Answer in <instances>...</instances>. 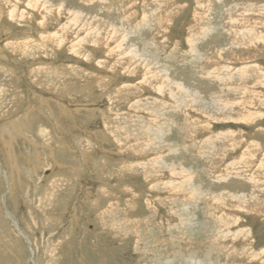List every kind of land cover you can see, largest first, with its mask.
I'll list each match as a JSON object with an SVG mask.
<instances>
[{
    "label": "rangeland",
    "instance_id": "rangeland-1",
    "mask_svg": "<svg viewBox=\"0 0 264 264\" xmlns=\"http://www.w3.org/2000/svg\"><path fill=\"white\" fill-rule=\"evenodd\" d=\"M252 4L264 0H0V264H264L260 206L213 198L264 201Z\"/></svg>",
    "mask_w": 264,
    "mask_h": 264
},
{
    "label": "bare ground",
    "instance_id": "bare-ground-1",
    "mask_svg": "<svg viewBox=\"0 0 264 264\" xmlns=\"http://www.w3.org/2000/svg\"><path fill=\"white\" fill-rule=\"evenodd\" d=\"M46 2H44V4H45ZM43 4V5H44ZM47 4V3H46ZM244 4V3H243ZM246 9H247V11H249V10H257V11H261V12H263L264 13V4L263 5H248L247 7H246V5H243ZM44 7V6H43ZM241 7V6H240ZM50 12V11H49ZM256 12V11H255ZM205 16V15H204ZM213 19V18H212ZM79 20V19H78ZM232 20V19H231ZM208 25H212V24H208ZM130 26V25H129ZM67 27V26H66ZM68 28V27H67ZM113 29L114 28V30H115V25L113 26H110V29ZM204 29H202V31H201V35L199 36V34H197L196 36H198V37H206V34L207 35H211L213 32H214V30H213V25L211 26V27H209V26H207L206 28L205 27H203ZM130 30V29H129ZM135 30V29H134ZM116 31V30H115ZM123 31V30H122ZM131 31V30H130ZM118 33H121V39L122 40H125L126 38H125V35L120 31H117ZM129 32V31H128ZM113 33H114V31H113ZM251 33V32H250ZM252 34V33H251ZM113 35V34H112ZM254 35H256V34H254ZM249 36V35H248ZM50 37V36H49ZM232 38V37H231ZM258 38V37H257ZM263 39V38H262ZM121 44H123V41H122V43ZM125 44V43H124ZM130 44V43H129ZM128 44V45H129ZM134 45V44H133ZM140 46V45H139ZM127 47H125V48H123V47H119L118 49L119 50H121V51H123V53L124 54H129L130 56H131V54H133L134 55V57L136 56V55H138L139 56V58L140 59H147V57L146 58H144V56H142V54H140V52L138 53L137 52V50H135V48L133 47V46H130V47H128L127 49H126ZM140 49V48H139ZM146 49V48H145ZM144 53V52H143ZM146 53V52H145ZM147 55V54H146ZM150 55V54H149ZM148 56V55H147ZM144 67H146V69L147 68H149L150 69V73H151V65L150 64H145V65H143ZM152 69H154V67H152ZM242 73V72H241ZM165 74H167V73H165ZM154 75L156 76V72H154ZM168 75V74H167ZM246 75V74H245ZM244 75V76H245ZM252 75V74H251ZM147 76V78H153V76L152 75H150V76H148V75H146ZM255 81V80H254ZM260 81V80H259ZM178 84L179 85H181L179 88H183L184 90H186L185 89V86H183L182 85V82H179L178 81ZM178 84H177V86H178ZM241 84V83H240ZM239 84V85H240ZM258 86L260 85V82L259 83H256ZM245 85V84H244ZM254 85H255V83H254ZM176 86V87H177ZM172 88V87H171ZM176 88L174 87V90H175ZM169 96V95H168ZM201 96V95H200ZM264 99V98H263ZM201 101H203V100H200V101H198V99L197 100H195V101H192L193 103H195V104H201L204 108H206V106H207V103L206 102H201ZM242 101V100H241ZM241 101H239V102H241ZM238 102V103H239ZM228 103V102H227ZM186 104V103H185ZM243 104V103H242ZM232 105H234V104H232ZM236 105H237V103H236ZM239 105H240V103H239ZM186 106V105H185ZM217 106V105H216ZM246 106V105H245ZM245 106H243V107H245ZM240 107H242V106H240ZM242 107V108H243ZM159 108V107H158ZM162 108V107H161ZM160 108V109H161ZM223 107H221V105H219L218 106V108L216 107V109L218 110V111H220L222 114H224V112H226V110L224 111L223 109H222ZM225 108V107H224ZM239 108V107H238ZM246 108V107H245ZM247 109V108H246ZM235 110V109H234ZM241 110V109H240ZM243 110H244V108H243ZM163 111V110H162ZM212 111L213 112H215V110H213L212 109ZM238 111V110H237ZM236 111V112H237ZM161 112V111H160ZM235 112V113H236ZM243 114H245V112L243 113ZM246 116H244V117H242V119H245V118H251V117H253V115L251 116V115H249V112L248 113H246L245 114ZM151 119H155V117H151ZM160 126H162V125H160ZM160 126L158 127V128H160ZM133 127V126H132ZM169 128V127H168ZM146 129V128H145ZM147 129H149V132L151 131V132H155L156 133V135L155 134H152L153 135V137H157L158 139H159V133L158 132H156V131H154L153 129H150V127L149 128H147ZM168 130V129H167ZM226 135V134H225ZM227 135H229V134H227ZM229 137V136H228ZM230 138V137H229ZM208 140V139H207ZM210 140V139H209ZM217 140V139H216ZM215 141V140H214ZM214 141L212 140V142H210V143H213V144H215L214 143ZM208 143H209V141H207ZM220 143V142H219ZM230 143V142H229ZM235 144V143H234ZM168 146L167 145V143L166 142H162V145L161 146ZM134 146H138V145H136V144H134ZM209 146V145H208ZM138 147H140V146H138ZM148 147H151L152 148V146H148ZM231 147V146H230ZM214 148H215V145H214ZM146 149V148H145ZM199 149V148H198ZM155 151V150H154ZM225 152V151H224ZM223 153V152H222ZM211 156V155H210ZM153 159V158H152ZM160 161L161 162V165L163 164V166H166V168L168 167V169H167V171L170 173V174H177V173H179V172H176V169L174 168V166H172V165H170V164H165L166 162H164V159L162 160V159H155V160H153L152 161V163L154 164V166L156 165L155 163V161ZM264 160V159H263ZM237 162V161H236ZM264 163V162H263ZM148 165H149V163H147ZM258 165V164H257ZM260 166H261V164L258 166L259 168H260ZM142 167V166H141ZM144 167V166H143ZM180 167H181V169H182V172H184V173H187V174H189V175H191L193 178H194V176L195 175H193V173H192V171L191 170H187L186 168H184L183 166H181L180 165ZM233 167H234V165H233ZM232 167V168H233ZM254 168V167H253ZM145 169V168H144ZM153 170H155V169H152V171ZM166 170V169H165ZM151 171V172H152ZM192 173V174H191ZM182 177L184 178V181L186 182V178L183 176V174H182ZM195 179V178H194ZM253 180V179H252ZM256 180V179H255ZM254 180V181H255ZM259 181V180H258ZM161 183V182H160ZM169 183V182H168ZM186 184V183H185ZM261 184H262V182H261ZM162 185H163V183H162ZM188 185H189V187L190 188H192V189H190V191L191 192H198V187L201 185V184H199V186L197 187V186H194V185H196V184H194V185H191V184H186V186L188 187ZM257 185H259L258 183H257ZM171 186V187H170ZM255 186V185H254ZM253 186V187H254ZM163 187V186H162ZM161 187V188H162ZM163 188H165V187H163ZM256 188V187H255ZM254 188V189H255ZM260 188V187H259ZM166 189V188H165ZM165 192H167V191H165ZM169 193H175V194H178V192H177V189L176 188H174L173 187V185H171V184H169ZM201 193V192H200ZM228 193V192H227ZM222 194V193H221ZM235 196H236V198H234V196L233 195H231V194H225L224 196H221V197H218L217 198V196H213V198H214V200L215 199H217V200H215L217 203H218V200L219 199H222L221 201L222 202H224L223 203V206H226L227 208L226 209H230V210H235L234 209V206H235V208L236 209H239V210H241V209H243L244 208V206H250V207H256V206H260V208H261V211H262V213H264V201L262 202L261 201V199L259 198L258 199V197H256V196H254L253 194H251V196H252V198H251V196H250V199L249 198H247L246 197V195H236V193H233ZM239 194V193H238ZM192 198H194V196L192 197ZM177 203V201H173L172 203ZM193 202V201H192ZM227 202H229V203H227ZM238 202V203H237ZM227 204H237V205H230V206H228ZM170 205V204H169ZM181 205V204H180ZM173 211H172V213H174V214H176V215H178V217H179V221L181 222V224H183L185 227H187V228H190V227H192V228H194L195 226H196V224L198 223L197 221H196V217L193 215L192 216V214L190 213V211L186 208V207H184V206H182V209H176V210H174V208L172 209ZM208 213V212H207ZM206 213V215H208ZM222 215V214H221ZM175 216V215H174ZM177 217V216H176ZM208 217V216H207ZM230 217V216H229ZM115 222H116V220H114ZM113 221V222H114ZM214 221H216V220H214ZM222 221V220H221ZM235 221V220H234ZM233 221V222H234ZM114 222V223H115ZM225 223H227V221L225 220L224 221ZM230 223H231V221H229ZM117 223V222H116ZM215 223V222H214ZM220 223V222H219ZM209 224V223H208ZM212 224V223H211ZM223 224V223H222ZM234 224V223H233ZM214 225V224H213ZM216 225V224H215ZM214 225V226H215ZM224 225V224H223ZM110 226V225H109ZM114 226V225H113ZM117 226V225H116ZM183 226V227H184ZM211 226V225H210ZM110 227H112V226H110ZM182 227V228H183ZM212 227V226H211ZM205 229L207 228V227H204ZM217 229V228H216ZM215 229V230H216ZM219 229V228H218ZM239 229V228H238ZM228 230V229H227ZM123 231V230H122ZM225 232V231H224ZM223 232V233H224ZM246 232L248 233L249 231H247V229H246ZM244 230L242 231V233H241V235L242 234H244V233H246ZM123 233H125V232H123ZM222 233V232H221ZM222 233V234H223ZM226 234H227V232H225ZM233 233V232H232ZM215 234V233H214ZM239 234V233H238ZM188 235V234H187ZM211 236V235H210ZM225 236V235H224ZM184 237V236H183ZM232 237V236H231ZM194 239V238H193ZM206 239V238H205ZM212 239V238H211ZM246 240H249V235H247L246 236V238H245ZM201 242V241H200ZM213 242V241H212ZM199 247V246H198ZM224 247H225V245H224ZM260 254L263 256V254H264V251H261L260 252ZM198 255V254H197ZM227 256V255H226ZM243 256V255H242ZM250 256V255H249ZM251 257V256H250ZM187 259V258H186ZM193 259V258H192Z\"/></svg>",
    "mask_w": 264,
    "mask_h": 264
}]
</instances>
